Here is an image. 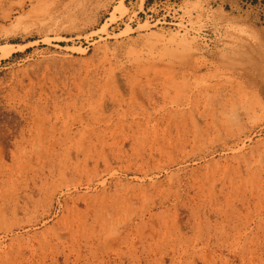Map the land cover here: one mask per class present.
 Instances as JSON below:
<instances>
[{"label":"rangeland","instance_id":"rangeland-1","mask_svg":"<svg viewBox=\"0 0 264 264\" xmlns=\"http://www.w3.org/2000/svg\"><path fill=\"white\" fill-rule=\"evenodd\" d=\"M0 264H264V0H0Z\"/></svg>","mask_w":264,"mask_h":264},{"label":"trees","instance_id":"trees-1","mask_svg":"<svg viewBox=\"0 0 264 264\" xmlns=\"http://www.w3.org/2000/svg\"><path fill=\"white\" fill-rule=\"evenodd\" d=\"M241 1L248 4H256L258 2V0H241Z\"/></svg>","mask_w":264,"mask_h":264},{"label":"crops","instance_id":"crops-1","mask_svg":"<svg viewBox=\"0 0 264 264\" xmlns=\"http://www.w3.org/2000/svg\"><path fill=\"white\" fill-rule=\"evenodd\" d=\"M232 1H234V2H243V1H241V0H232Z\"/></svg>","mask_w":264,"mask_h":264}]
</instances>
